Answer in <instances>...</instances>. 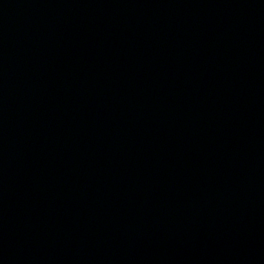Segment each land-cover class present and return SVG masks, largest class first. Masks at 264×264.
I'll list each match as a JSON object with an SVG mask.
<instances>
[{
    "label": "water",
    "instance_id": "obj_1",
    "mask_svg": "<svg viewBox=\"0 0 264 264\" xmlns=\"http://www.w3.org/2000/svg\"><path fill=\"white\" fill-rule=\"evenodd\" d=\"M0 264H264V0H0Z\"/></svg>",
    "mask_w": 264,
    "mask_h": 264
}]
</instances>
